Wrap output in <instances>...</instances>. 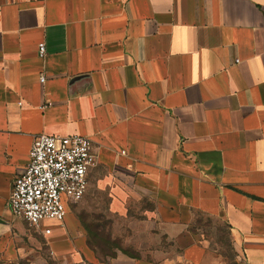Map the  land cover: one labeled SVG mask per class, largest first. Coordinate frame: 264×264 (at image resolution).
<instances>
[{
	"label": "crops",
	"instance_id": "obj_1",
	"mask_svg": "<svg viewBox=\"0 0 264 264\" xmlns=\"http://www.w3.org/2000/svg\"><path fill=\"white\" fill-rule=\"evenodd\" d=\"M40 134L88 137L84 201L104 193L176 247L116 264H227L199 219L226 228L238 263L264 264V0H0L3 258L36 241L9 199ZM71 203L37 231L61 263L91 264Z\"/></svg>",
	"mask_w": 264,
	"mask_h": 264
},
{
	"label": "built area",
	"instance_id": "obj_2",
	"mask_svg": "<svg viewBox=\"0 0 264 264\" xmlns=\"http://www.w3.org/2000/svg\"><path fill=\"white\" fill-rule=\"evenodd\" d=\"M39 54H46L44 42L39 44ZM96 163L93 143L86 136H36L28 166L13 183L9 199L12 212L27 226L49 234L48 222L64 218L68 203L87 192L88 173Z\"/></svg>",
	"mask_w": 264,
	"mask_h": 264
},
{
	"label": "rangeland",
	"instance_id": "obj_3",
	"mask_svg": "<svg viewBox=\"0 0 264 264\" xmlns=\"http://www.w3.org/2000/svg\"><path fill=\"white\" fill-rule=\"evenodd\" d=\"M97 178L98 175H96L94 181ZM93 192L92 195L96 194L92 196L93 199L89 202L86 203L84 201V195L70 204L73 219H76L79 231L83 234L82 238L85 241L84 245H86L88 255L92 260L91 264H116V259L122 254L124 256L151 255L147 252V254L136 253L134 248L142 250L158 248L160 250L165 249V251L172 249L170 255L174 254L176 251L174 244L169 249L166 240L149 234V230L140 229V226H145L146 228L149 222L118 218L114 214L115 205L106 204V199H100L105 194L102 193V195L97 191ZM150 207L147 202H142L134 206L135 210L129 213L143 217L146 216V211ZM48 224L52 225V222H48ZM27 228L36 235L35 243L32 245L31 242H28L29 249H24L22 258L7 259L0 256V264H63L51 254L45 236L40 235L39 231L34 228L29 226ZM197 228L206 234L205 238H207L211 247L219 251L227 261V264H241L235 259L226 228L223 225L204 219L193 227V229ZM84 229L86 230L85 233ZM154 255L157 254L154 253ZM162 255L160 254V256ZM86 262L89 263L87 260Z\"/></svg>",
	"mask_w": 264,
	"mask_h": 264
},
{
	"label": "trees",
	"instance_id": "obj_4",
	"mask_svg": "<svg viewBox=\"0 0 264 264\" xmlns=\"http://www.w3.org/2000/svg\"><path fill=\"white\" fill-rule=\"evenodd\" d=\"M201 222H202V220H200V219L197 221V223H201ZM197 223H196V224H197ZM194 230H195V229H194ZM226 233H227V232H226ZM228 240H229V243H230V238H229V236H228ZM230 245H231V243H230Z\"/></svg>",
	"mask_w": 264,
	"mask_h": 264
}]
</instances>
